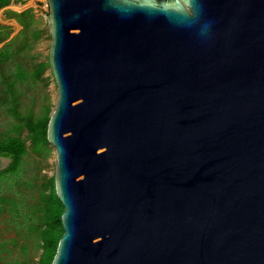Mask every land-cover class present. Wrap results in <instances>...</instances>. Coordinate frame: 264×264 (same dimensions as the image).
<instances>
[{"label":"water","instance_id":"95a60500","mask_svg":"<svg viewBox=\"0 0 264 264\" xmlns=\"http://www.w3.org/2000/svg\"><path fill=\"white\" fill-rule=\"evenodd\" d=\"M51 264H264V0H48Z\"/></svg>","mask_w":264,"mask_h":264},{"label":"trees","instance_id":"16d2710c","mask_svg":"<svg viewBox=\"0 0 264 264\" xmlns=\"http://www.w3.org/2000/svg\"><path fill=\"white\" fill-rule=\"evenodd\" d=\"M11 1L0 0V9L10 4ZM15 1L23 2L24 0ZM5 15L8 18H14L19 23L22 27L19 34L23 39L20 48L17 50L13 48L15 38L8 40L0 47V103L6 107L8 114L16 120L15 123H12L10 129L0 132V165L1 158L9 159L7 165L2 169L0 168V180L3 176L19 172L24 157L28 153L27 139L31 141L33 148L38 152L49 149L47 127L52 111L50 104H43L42 110L38 113L29 106L23 109L21 104L22 90L20 87L29 77L34 81L42 79L44 71L50 67L49 56L46 61L34 64L32 72H29L24 66V62L20 60L14 61V69L9 71L6 68L13 57L20 55L19 58H22L25 56L26 50L32 48L33 43L40 37L41 30L37 27L38 20H36L31 9L22 12L5 10ZM7 29L9 27L0 23V43L9 37ZM23 51H25V54L21 55ZM23 129L27 131L26 136L21 134ZM44 186L47 190H40L38 201L32 203L28 209H25L24 203L22 204V202L13 198L2 197L0 199L3 204V206H0V213L8 209L14 219L21 217V223L26 229V236L31 237L36 246L42 249L36 264H51L58 242L64 232L61 221L64 206L56 194L54 176L49 178ZM17 233L20 234L19 229ZM11 242L15 243L17 239L14 237ZM6 245L7 242L3 241L0 234V252L7 249ZM22 249L24 252L27 250L26 246H23ZM5 264L32 263L25 258H17Z\"/></svg>","mask_w":264,"mask_h":264},{"label":"rangeland","instance_id":"374dc122","mask_svg":"<svg viewBox=\"0 0 264 264\" xmlns=\"http://www.w3.org/2000/svg\"><path fill=\"white\" fill-rule=\"evenodd\" d=\"M14 1V0H13ZM31 9L36 20L37 27L41 30L40 37L33 43V47L26 50V55L19 58L20 55L12 58L11 62L6 66L7 70L14 69V61L20 60L24 62V66L29 72L34 69V64L41 61H46L49 56L51 36L48 28L49 6L45 1L24 0L23 2L10 3L0 9V23L9 27V37L0 43V47L8 40L15 38L13 48H20L23 37L20 36L21 26L14 18H8L5 15V10H14L22 12ZM6 30V29H5ZM13 49V50H14ZM25 51L21 55H24ZM22 90L21 104L22 108L31 107L35 112L42 110L43 104H50L52 109L55 106L58 97V89L55 83L50 67H48L42 79L33 80L31 77L20 85ZM6 107L0 103V132H5L11 128L12 123L16 120L8 114ZM13 130V129H12ZM13 132V131H11ZM22 136L27 135L26 129L21 131ZM28 153L24 157L22 167L17 174L3 176L0 180V199L2 197L13 198L16 201L25 204V209H28L32 203L38 201L40 190L46 191V182L54 176L56 167V150L53 145H49L47 151H36L29 139L26 140ZM9 162L8 158H1L0 168H4ZM3 206L0 200V206ZM22 218H15L10 215L8 209L0 213V234L3 241L7 242V249L0 252L1 264L13 261L15 259L25 258L32 264H36L39 260L41 250L36 246V243L29 236H26V229L21 223ZM19 226V227H17ZM19 229V233L17 230ZM16 238L17 242H11L12 238ZM7 239V240H6ZM26 246V252L22 247Z\"/></svg>","mask_w":264,"mask_h":264},{"label":"built area","instance_id":"2783aa9c","mask_svg":"<svg viewBox=\"0 0 264 264\" xmlns=\"http://www.w3.org/2000/svg\"><path fill=\"white\" fill-rule=\"evenodd\" d=\"M38 1H42V0H38ZM44 1H45L46 5H48V0H44Z\"/></svg>","mask_w":264,"mask_h":264},{"label":"clouds","instance_id":"9594fccd","mask_svg":"<svg viewBox=\"0 0 264 264\" xmlns=\"http://www.w3.org/2000/svg\"><path fill=\"white\" fill-rule=\"evenodd\" d=\"M12 2H14V3H15L16 1H15V0L13 1V0H12L10 3L12 4ZM8 5H9V4H8ZM48 6H49V5H48ZM3 8H4V7H3ZM18 24H19V23H18Z\"/></svg>","mask_w":264,"mask_h":264},{"label":"crops","instance_id":"0c3cea01","mask_svg":"<svg viewBox=\"0 0 264 264\" xmlns=\"http://www.w3.org/2000/svg\"><path fill=\"white\" fill-rule=\"evenodd\" d=\"M13 4H15V3L13 2Z\"/></svg>","mask_w":264,"mask_h":264}]
</instances>
